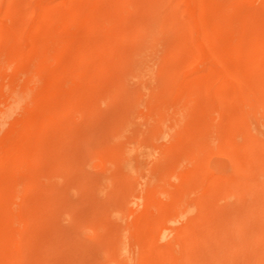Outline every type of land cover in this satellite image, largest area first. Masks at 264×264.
Wrapping results in <instances>:
<instances>
[{"label":"rangeland","instance_id":"obj_1","mask_svg":"<svg viewBox=\"0 0 264 264\" xmlns=\"http://www.w3.org/2000/svg\"><path fill=\"white\" fill-rule=\"evenodd\" d=\"M143 1L0 0V264H238L263 256L254 249L264 251V242L250 243L253 227L239 210L264 199V61L252 65L249 59L252 43L264 44V0ZM212 11L229 22L243 18L241 37L226 27L212 30ZM224 41L240 44L241 53L226 51ZM149 43L156 45L155 54L147 58L141 50ZM15 88L25 97L17 106ZM247 88L258 95L248 96L256 97L250 108ZM129 143L145 149L144 171L124 178L117 163ZM234 147H244V157ZM148 172L185 194L191 212L169 217L170 201L161 195L156 209L144 208L139 197ZM256 183L262 191L255 193ZM116 206L118 215L112 211ZM224 236L230 250L222 245Z\"/></svg>","mask_w":264,"mask_h":264},{"label":"bare ground","instance_id":"obj_2","mask_svg":"<svg viewBox=\"0 0 264 264\" xmlns=\"http://www.w3.org/2000/svg\"><path fill=\"white\" fill-rule=\"evenodd\" d=\"M98 1V0H97ZM123 1V0H122ZM126 1H128V0H126ZM133 1V0H132ZM207 1V0H206ZM223 1V0H222ZM141 2H144L143 0H141ZM217 2H219V0L217 1ZM86 3V2H85ZM127 3V2H126ZM133 3V2H132ZM131 3V4H132ZM135 3V2H134ZM145 3V2H144ZM212 3H213V0H212ZM83 4V3H82ZM221 4V3H220ZM226 4H228V3H226ZM226 4H224V6L226 5ZM12 5V4H11ZM110 6V5H109ZM143 6V5H142ZM212 6V5H211ZM220 6V5H219ZM230 6V5H229ZM149 7H151L150 9H153L152 7H153V4L152 5H150ZM156 7V6H155ZM213 7H214V5H213ZM218 7V6H217ZM216 7V8H217ZM226 7H228V6H226ZM74 8V7H73ZM82 8V7H81ZM84 8V7H83ZM82 8V9H83ZM141 8V7H140ZM166 8V7H165ZM210 8V7H209ZM212 8V7H211ZM221 8H223V7H221ZM221 8H217L218 10L219 9H221ZM76 9V8H75ZM81 9V10H82ZM213 9V8H212ZM211 9V10H212ZM227 9H229V8H227ZM86 10V9H85ZM218 10H217V12H218ZM221 10H223L224 11V9H221ZM58 11V10H57ZM78 11V10H77ZM77 11H74V12H77ZM151 11H153V10H151ZM209 11H210V9H209ZM215 11H216V9H215ZM223 11H222V13H223ZM55 12V11H54ZM82 12H83V10H82ZM150 12V11H149ZM212 12H214V11H212ZM220 12V11H219ZM227 12V11H226ZM161 13V12H160ZM159 13V14H160ZM209 13H211V12H209ZM221 13V14H222ZM235 13V12H234ZM75 14H77V13H75ZM79 14V13H78ZM77 14V15H78ZM87 14V13H86ZM111 14V13H110ZM166 14H167V12H166ZM166 14H165V17H166ZM214 14H216V12H214ZM233 14V13H232ZM151 15V14H150ZM175 15V14H174ZM223 15H224V13H223ZM229 15H230V13H229ZM244 15V14H243ZM251 15V14H250ZM73 16V15H72ZM76 16V15H75ZM75 16H74V18H75ZM79 16V15H78ZM78 16H76V18L78 17ZM107 16V15H106ZM127 16V15H126ZM170 16H172L171 14H170ZM231 16H233V15H231ZM230 16V17H231ZM236 16V15H235ZM242 16V15H241ZM80 17V16H79ZM108 17V20L110 19V17L109 16H107ZM158 17V16H157ZM211 17V16H210ZM238 17V16H237ZM237 17H235L234 19L232 18V21L231 22H229L228 20L230 19V18H228V20L227 19H225V16L223 17L222 15H219V14H216V16H214L213 18H212V20H213V26L214 25H216V26H212L211 24V26H212V30H215V31H217L219 28H221V27H226L227 29H231V30H234L235 32H236V35L238 34H241L242 32H244V28H245V25H244V20L242 21V19L243 18H237ZM239 17H240V15H239ZM96 18V17H95ZM102 18H105V17H101L100 19H102ZM128 18V17H127ZM151 18H152V16H151ZM163 18V17H162ZM88 19V18H87ZM99 19V20H100ZM149 19V18H148ZM209 19V18H208ZM249 19V18H248ZM66 20H67V18H66ZM70 20H74V19H70ZM69 20V21H70ZM103 20V19H102ZM161 20H163V19H161ZM68 21V22H69ZM101 21V20H100ZM126 21V20H125ZM134 21V20H133ZM154 21H155V23H156V19H154ZM165 21V20H164ZM67 22V21H66ZM110 23H112V22H109V25H110ZM148 23V22H147ZM147 23H145L146 25H147ZM153 23V22H152ZM207 23H209V22H207ZM73 24V23H72ZM149 24V23H148ZM158 24V23H157ZM167 24H170L169 23V21H167ZM106 25V24H105ZM152 25H154V24H152ZM208 25V24H207ZM210 25H209V27H210ZM65 26V25H64ZM98 26V25H97ZM148 26V25H147ZM161 26V25H160ZM165 26H168V25H165ZM176 26H177V24H176ZM144 27V26H143ZM148 27H150V26H148ZM157 27V26H156ZM169 27H171V26H169ZM174 27V26H173ZM16 28V27H15ZM84 28V27H83ZM160 28V27H159ZM86 29V28H85ZM111 29V26L109 27V30ZM226 29V30H227ZM107 30V32H108V29H106ZM112 30V29H111ZM131 30V29H130ZM210 30V29H209ZM208 30V31H209ZM224 30V29H223ZM246 30H247V28H246ZM66 31V30H65ZM77 31V30H76ZM131 31H133V30H131ZM211 31V30H210ZM215 31H213V34H212V32L210 33L211 35H213L214 36V38L215 37H217V35H216V33H215V35H214V32ZM221 30H218V33L220 32ZM116 32V31H115ZM125 32V31H124ZM122 33V34H125V33ZM127 32V31H126ZM130 32V31H129ZM139 32V31H138ZM144 32V31H143ZM148 32V31H147ZM227 32H228V30H227ZM231 32V31H230ZM150 33V32H149ZM148 33V34H149ZM223 33H226L225 31H223ZM63 34V33H62ZM137 34V33H136ZM147 33H145L144 34V37H146L147 35H148ZM158 34V33H157ZM157 34H155V35H157ZM228 34V33H227ZM92 35H93V33H92ZM97 35V34H96ZM139 35H141V34H139ZM231 35V34H230ZM235 35V34H234ZM235 35V36H236ZM242 35V34H241ZM72 36H74V37H76L75 35H72ZM122 36H124V35H122ZM125 36H127L128 37V35H127V33H126V35ZM133 36H134V34H133ZM143 36V35H142ZM161 36H163V35H161ZM220 36H221V33H220ZM223 36V38H224V35H222ZM228 36V35H227ZM50 37H51V35H50ZM62 37V36H61ZM78 37V36H77ZM113 37V36H112ZM121 37V36H120ZM156 37V36H155ZM158 37V36H157ZM229 37V36H228ZM233 37V36H232ZM238 38H240L241 36L239 35V36H237ZM54 38V37H53ZM119 38V37H118ZM123 38H126V37H123ZM122 38V39H123ZM133 38H135V37H133ZM140 38V39H139ZM138 39L139 40H141V36L139 37ZM162 39H163V37H161ZM219 38V37H218ZM218 38H217V43H218ZM238 38H236V40L238 39ZM11 39V38H10ZM56 39H58V37L56 38ZM86 39H87V37H86ZM120 39V38H119ZM150 39V38H149ZM160 39V38H159ZM216 39V38H215ZM214 39V40H215ZM220 39V38H219ZM230 39V38H229ZM47 40H49V38L47 39ZM52 40V39H51ZM61 40V39H60ZM63 40V39H62ZM132 40V39H131ZM135 40V39H134ZM133 40V41H134ZM157 40V39H156ZM226 40V39H225ZM232 40V39H231ZM239 40V39H238ZM238 40H237V42H238ZM56 41V40H55ZM58 41H59V39H58ZM86 41H88V40H86ZM101 41V40H100ZM150 41V40H149ZM153 41V40H152ZM151 41V42H152ZM171 41V40H170ZM223 41V40H222ZM234 41H235V39H234ZM61 42V41H60ZM63 42V41H62ZM71 42V41H70ZM121 42V41H120ZM139 42V41H138ZM154 42V41H153ZM156 42V41H155ZM146 43H147V40H146ZM221 43V42H220ZM230 43V44H229ZM226 42V41H224V43H222V44H224V48H225V45H226V51H227V48H229V50L231 51V53L233 54V55H235V54H238L239 52H240V49H238V48H241V46H240V44H239V46L237 47L236 45H234V44H231L232 42ZM236 43V42H235ZM262 43V42H261ZM264 43V42H263ZM70 44V43H69ZM79 44H81V43H79ZM84 44V43H83ZM83 44H81L82 46H80L79 48H81L82 47V52H85L86 51V49H88V47L85 49V51L83 50L84 48V46H83ZM140 44H142V43H140ZM148 44V43H147ZM151 44V47L149 48V46H148V48L147 47H144L145 49H143L141 46L139 47V48H142V50H141V52H142V55L143 56H145V57H147V58H149L150 57V55H152V52L154 51V47L156 46V45H154V46H152V43H149V45ZM159 44V43H158ZM162 44V43H161ZM166 44V43H165ZM238 44V43H237ZM42 45H44V44H42ZM49 45H51V43L49 44ZM55 45V44H54ZM160 45V44H159ZM158 45V46H159ZM169 45V44H168ZM251 45V44H250ZM260 45L261 44H256V43H252V48H249V49H251V58H249L250 59V63L253 65V64H262V62L264 61V44L260 47ZM46 46V45H45ZM107 46V45H106ZM146 46V45H145ZM166 46H167V44H166ZM219 46H220V44H219ZM222 46V45H221ZM217 47V46H216ZM247 47V46H246ZM250 47V46H249ZM69 48V47H68ZM103 48V47H102ZM138 48V49H139ZM160 48V47H159ZM218 48V47H217ZM216 48V49H217ZM222 48V47H221ZM220 48V49H221ZM70 49V48H69ZM176 49V48H175ZM219 49V48H218ZM217 49V50H218ZM220 49H219V51H220ZM246 49V48H245ZM46 50V49H45ZM48 50V49H47ZM63 50V49H62ZM80 50L81 49H79V52H80ZM224 50V49H223ZM40 51V50H39ZM54 51V50H53ZM116 51V50H115ZM15 52V51H14ZM50 52V51H49ZM65 52V51H64ZM101 52V51H100ZM100 52H99V54H100ZM112 52V51H111ZM222 52V51H221ZM247 52V51H246ZM16 53V52H15ZM85 53H87V52H85ZM89 53V52H88ZM241 53V52H240ZM248 53V52H247ZM246 53V56L248 55ZM249 53H250V51H249ZM10 54H12V53H10ZM20 54V53H19ZM32 54V53H31ZM64 54V53H63ZM80 55L79 56H81L82 54H81V52L79 53ZM154 54H155V51H154ZM167 54V53H166ZM243 54V53H242ZM13 55V54H12ZM34 55H37V54H34ZM54 55V54H53ZM90 55V54H89ZM101 55V54H100ZM135 55H136V53H135ZM137 55H139V54H137ZM222 55V54H221ZM15 56H16V54H15ZM23 56V55H22ZM102 56V55H101ZM140 56V55H139ZM227 56H229L230 57V54L229 55H227ZM237 56V55H236ZM9 57H10V55H9ZM9 57H7V58H9ZM16 57H18V56H16ZM69 57V56H68ZM88 57V56H87ZM141 57V56H140ZM145 57H144V59H145ZM31 58V57H30ZM51 58V57H50ZM59 58V57H58ZM102 58V57H101ZM60 59V58H59ZM63 59V58H62ZM74 59V58H73ZM12 60V59H11ZM44 60V59H43ZM72 60V59H71ZM119 60V59H118ZM146 61H147V59H145ZM9 61V60H8ZM13 61V60H12ZM145 61V63H147ZM149 61V60H148ZM11 62V61H10ZM72 62V61H71ZM109 62V61H108ZM12 63V62H11ZM38 63V62H37ZM56 63V62H55ZM70 63V62H69ZM75 63V62H74ZM10 64V63H9ZM8 64V65H9ZM88 64V63H87ZM143 64V63H142ZM245 64V63H244ZM247 64V63H246ZM7 65V64H6ZM28 65V64H27ZM80 65V64H79ZM116 65H117V63H116ZM118 65H119V63H118ZM150 65V64H149ZM9 66H11V65H9ZM40 66V65H39ZM53 66V65H52ZM56 66V65H55ZM138 66V65H137ZM140 66V65H139ZM147 66H148V64H147ZM251 66V65H250ZM149 67V66H148ZM39 68V67H38ZM75 68V67H74ZM78 68V67H77ZM146 68V67H145ZM151 68V67H150ZM254 68V67H253ZM264 68V67H263ZM262 68V69H263ZM76 69V68H75ZM141 69V68H140ZM153 69V68H152ZM152 69H150V70H152ZM39 70V69H38ZM148 70V69H147ZM146 69L144 70V71H147ZM250 70V69H249ZM117 71H118V69H117ZM39 72H41V71H39ZM54 72V71H53ZM65 72V71H64ZM79 72V71H78ZM87 72V71H86ZM97 72V71H96ZM239 72V71H238ZM37 73H38V71H37ZM261 73V72H260ZM55 74V73H54ZM57 74V73H56ZM66 74V73H65ZM86 74V73H85ZM40 75V74H39ZM42 75V74H41ZM44 75V74H43ZM53 75V74H52ZM61 75V74H60ZM254 75V74H253ZM258 75L260 76L261 74H259L258 73ZM47 76H49V75H47ZM66 76V75H65ZM72 76V75H71ZM99 76V75H98ZM162 76V75H161ZM261 76H263V75H261ZM32 77V76H31ZM59 77V76H58ZM73 77V76H72ZM78 77V76H77ZM91 77H93V76H91ZM221 77V76H220ZM219 77V78H220ZM251 77V76H250ZM255 77V76H254ZM17 78V77H16ZM61 78V77H60ZM74 78V77H73ZM31 79V78H30ZM37 79V78H36ZM42 79V78H41ZM54 79H55V77H54ZM59 79V78H58ZM18 80H20V79H18ZM61 80V79H60ZM70 80V79H69ZM90 80V79H89ZM50 81H51V79H50ZM54 81V80H53ZM52 81V82H53ZM217 81V80H216ZM18 82H20V81H18ZM46 82V81H45ZM60 82V81H59ZM91 82V81H90ZM163 82V81H162ZM230 82V81H229ZM57 83V82H56ZM65 83H67V82H65ZM81 83V82H80ZM217 83V82H216ZM218 83H220V82H218ZM217 83V84H218ZM237 83V82H236ZM258 83H261V81L260 82H258ZM26 84V83H25ZM82 84V83H81ZM215 84V83H214ZM264 84V83H263ZM262 84V85H263ZM70 85V84H69ZM84 85V84H83ZM240 85V84H239ZM239 85H237V86H239ZM246 85V84H245ZM46 86V85H45ZM49 86H50V84H49ZM80 86V85H79ZM196 85H194V87H195ZM219 86V85H218ZM43 87V86H42ZM51 87V86H50ZM76 87V86H75ZM159 87V86H158ZM240 87H242V86H240ZM239 87V88H240ZM243 87H244V85H243ZM242 87V88H243ZM260 87V86H259ZM258 87V88H259ZM45 87H43V89H44ZM48 88V87H47ZM53 88V87H52ZM121 88V87H120ZM138 88V87H137ZM218 88V87H217ZM235 88V87H234ZM239 88H238V91H240L239 90ZM242 88H240L241 90H242ZM251 89H253L252 87H250ZM250 88H247L248 90L247 91H244L245 93H248V91L250 90ZM262 89L264 88V87H261ZM16 89V88H15ZM49 89V88H48ZM67 89V88H66ZM181 89V88H180ZM210 89V88H209ZM244 89H246V87L244 88ZM21 90V89H20ZM19 89L17 90H15V96H14V105H18V102H20V101H22L23 99H25V97H23V95L21 94V91H20ZM41 90H42V88H41ZM47 90V89H46ZM255 90H258L257 88L255 89ZM19 91V92H18ZM23 91V90H22ZM25 91V90H24ZM24 91H23V93H24ZM73 91H75V90H73ZM108 91V90H107ZM137 91V90H136ZM191 91V90H190ZM252 90H250L249 92H250V94L248 93V94H244L245 96L247 95V97L249 96V95H251V93L254 91H252ZM70 92H72V91H70ZM157 92V91H156ZM237 92V91H236ZM242 92V91H241ZM243 92V93H244ZM255 92V91H254ZM25 93H26V91H25ZM29 93H31V92H29ZM73 93V92H72ZM71 93V94H72ZM149 93V92H148ZM160 93V92H159ZM171 93H172V91H171ZM195 93V92H194ZM170 94V93H169ZM242 94V93H241ZM253 94V93H252ZM256 93H254L253 95L254 96H258V95H255ZM65 95V94H64ZM155 95V94H154ZM162 95V94H161ZM195 95V94H194ZM240 95V94H239ZM244 95H242V96H244ZM253 95H252V98L254 99V100H251V96L250 97H248L250 100H248L247 99V97H244V100H248V102L249 101H252V103H253V105L254 104H257V103H255V102H253V101H255V98L256 97H253ZM24 96H26L25 94H24ZM42 96H43V94H42ZM72 96V95H71ZM102 96V95H101ZM10 97V96H9ZM30 97V96H29ZM47 97V96H46ZM115 97V96H114ZM157 97V96H156ZM155 97V98H156ZM31 98V97H30ZM84 98V97H83ZM94 98V97H93ZM107 98V97H106ZM133 98V97H132ZM246 98V99H245ZM9 99V98H8ZM27 99V98H26ZM32 99V98H31ZM44 99L45 98H43V101H44ZM114 99V98H113ZM168 99V98H167ZM243 99V98H242ZM261 99V98H260ZM263 99V98H262ZM11 100V99H10ZM41 100V99H40ZM46 100V99H45ZM93 100V99H92ZM149 100V99H148ZM166 100V99H165ZM12 101V100H11ZM24 101V100H23ZM42 101V102H43ZM66 101V100H65ZM136 101V100H135ZM138 101V100H137ZM145 101V100H144ZM180 101V100H179ZM244 102H246V101H244ZM244 102H242V103H244ZM257 102V101H256ZM259 102V101H258ZM262 102H264L263 100H262ZM21 103V102H20ZM19 103V104H20ZM24 103V102H23ZM28 103V102H27ZM47 103V102H46ZM161 103H163V102H161ZM165 103V102H164ZM185 103V102H184ZM218 103H220V102H218ZM251 102H249L248 103V105H247V107L248 108H250L249 107V104H252ZM261 103V102H260ZM22 104V103H21ZM64 104V103H63ZM166 104V103H165ZM177 104V103H176ZM247 104V103H246ZM245 104V105H246ZM264 104V103H263ZM10 105H12V102H11V104ZM9 105V106H10ZM14 105H13V107H14ZM28 105V104H27ZM30 105V104H29ZM42 105H44L43 103H42ZM78 105V104H77ZM132 105H133V103H132ZM167 105V104H166ZM169 105H173L172 103L171 104H169ZM178 105V104H177ZM235 105V104H234ZM61 106V105H60ZM70 106V105H69ZM136 106V105H135ZM201 106V105H200ZM251 106V110H253L254 111V108L253 107H256V106H252V105H250ZM26 107V106H25ZM130 107V106H129ZM138 107V106H137ZM155 107V106H154ZM165 107V106H164ZM163 107V108H164ZM167 107V106H166ZM165 107V108H166ZM178 107V106H177ZM208 107V106H207ZM260 107V106H259ZM10 108V107H9ZM15 108V107H14ZM19 108V107H18ZM41 108V107H40ZM44 108V107H43ZM56 108V107H55ZM64 108H66V107H64ZM135 108V107H134ZM173 108V107H172ZM253 108V109H252ZM264 108V107H263ZM5 109V108H4ZM49 109V108H48ZM69 109H71L70 107H69ZM157 109V108H156ZM169 109V108H168ZM171 109V108H170ZM41 109H39V111H40ZM52 110H55V109H52ZM63 110V109H62ZM162 110H164V109H162ZM167 110V109H166ZM184 110H185V108H184ZM184 110H183V112H184ZM219 110V109H218ZM260 110V108L258 109V111ZM261 110H263V109H261ZM18 111V110H17ZM31 111V110H30ZM45 111V113H46V109L44 110ZM44 111H42V113L44 112ZM50 111H51V109H50ZM66 111V110H65ZM71 111V110H70ZM93 111H95V109L93 110ZM97 111V110H96ZM146 111V110H145ZM172 111V110H171ZM252 111V113L254 114H256V108H255V111L253 112ZM9 112V111H8ZM14 112V111H13ZM41 112V111H40ZM125 112V111H124ZM151 112V111H150ZM157 113H159L160 111H156ZM161 112H163V111H161ZM164 112H165V110H164ZM168 112V111H167ZM218 112V111H217ZM261 112H264V111H261ZM11 113V112H10ZM149 113V112H148ZM156 113V114H157ZM175 113V112H174ZM251 113V112H250ZM249 113V114H250ZM258 113V112H257ZM260 113V112H259ZM1 114V113H0ZM38 114H40V113H38ZM44 114V113H43ZM49 114V113H48ZM53 114V113H52ZM51 114V116L49 115V117L51 118V117H53V115ZM66 114V113H65ZM160 114V113H159ZM164 114V113H163ZM163 114H160V119L162 118V116L161 115H163ZM254 114V115H255ZM264 113H262V115H263ZM6 115H8V114H6ZM45 115V114H44ZM47 115V114H46ZM170 115V114H169ZM212 115H213V113H212ZM215 115V114H214ZM260 115H261V113H260ZM8 116H11V115H8ZM24 116V115H23ZM29 116V115H28ZM48 116V115H47ZM55 116V115H54ZM164 116V115H163ZM166 116V115H165ZM164 116V117H165ZM182 116V115H181ZM251 116V115H250ZM258 116V115H257ZM32 117V116H31ZM48 117V118H49ZM260 117H262V116H260ZM3 118V117H2ZM23 118H25V117H23ZM36 118L38 119L39 117H37V115H36ZM48 118H47V120H48ZM79 118H81L80 116H79ZM174 118V117H173ZM197 118V117H196ZM214 118V117H213ZM252 118V117H251ZM259 118V117H258ZM92 119V118H91ZM146 119H147V117H146ZM162 119H164V118H162ZM28 120V119H27ZM40 120H41V118H40ZM84 120V119H83ZM109 120V119H108ZM158 120V119H157ZM174 120L175 119H173V123H174ZM30 121H31V119H30ZM29 121V122H30ZM109 121H111V120H109ZM252 121V120H251ZM32 122H34V121H32ZM56 122V121H55ZM160 122V121H159ZM172 122V121H171ZM170 122V123H171ZM178 122V121H177ZM188 122H189V120H188ZM242 122V121H241ZM257 122V121H256ZM255 122V123H256ZM71 123V122H70ZM91 123V122H90ZM161 123V122H160ZM253 123V122H252ZM46 124H48V123H46ZM201 124H202V122H201ZM229 124V123H228ZM240 124H242V123H240ZM258 124V123H257ZM263 124H264V121H263ZM29 125V124H28ZM40 125V124H39ZM73 125V124H72ZM205 125V124H204ZM30 126V125H29ZM187 126V125H186ZM185 126V127H186ZM189 126V125H188ZM202 126H203V124H202ZM168 127V125H166V127L164 128V129H166ZM173 127V125L171 126V128ZM175 127V126H174ZM173 127V128H174ZM204 127V126H203ZM88 128H90V127H88ZM169 128V127H168ZM168 128H167V130H168ZM34 129V128H33ZM155 129V128H154ZM161 129V128H160ZM177 129V128H176ZM241 129V128H240ZM264 129V128H263ZM262 129V130H263ZM90 130H91V128H90ZM166 130V131H167ZM254 130H256V129H254ZM260 130V129H259ZM131 131H134V130H131ZM139 131V130H138ZM137 131V132H138ZM236 131V130H235ZM238 131V130H237ZM30 132V131H29ZM54 132V131H53ZM122 132H124V131H122ZM150 132H152V131H150ZM172 131H170V133H171ZM259 132V131H258ZM56 133V132H55ZM145 133V132H144ZM238 133H240V132H238ZM262 133V132H261ZM58 134V133H57ZM98 134V133H97ZM162 134V133H161ZM172 134V133H171ZM194 134H195V132H194ZM216 134V133H215ZM233 134H235V133H233ZM258 134H260V133H258ZM262 134H264V133H262ZM261 134V135H262ZM134 136V134H131L130 136ZM136 135V134H135ZM143 136L145 135V134H142ZM160 135V134H159ZM190 135V134H189ZM252 135H253V133H252ZM128 136V135H127ZM165 136H166V134H165ZM263 136V135H262ZM261 136V137H262ZM51 137V136H50ZM129 137V136H128ZM139 137H140V134H139ZM145 137V136H144ZM246 137V136H245ZM126 138V137H125ZM131 138V137H130ZM155 138H156V136H155ZM87 139V138H86ZM126 139H128V138H126ZM134 139V138H133ZM137 139V138H136ZM157 139V138H156ZM248 139V138H247ZM59 140V139H58ZM129 140L130 139H128V142H129ZM141 140H143V138L141 137V139H140V141ZM242 140V139H241ZM88 141V140H87ZM125 141V140H124ZM123 141V142H124ZM139 141V140H138ZM139 141V145H141V143L142 142H140ZM216 141V140H215ZM253 141V140H252ZM262 141V140H261ZM144 142V141H143ZM194 142V141H193ZM250 142V141H249ZM248 142V143H249ZM60 143V142H59ZM134 143V142H133ZM133 143L132 144H130V147H125L124 148V150L122 149V151H123V158L121 159V160H119V162L117 163L118 164V169H117V171H118V173H119V176L120 177H132L133 175H137V177L138 176H141L142 174H143V171H144V168H143V164H144V161H143V159H141V157H144V154H143V152H142V150L144 149H140V148H138V147H136L137 148V150L136 149H133L134 148V145H133ZM192 143V142H191ZM216 143V142H215ZM240 143V142H239ZM263 143H264V141H263ZM223 144V143H222ZM126 145H128V144H126ZM133 145V148L131 147ZM146 145V144H145ZM186 146V145H185ZM192 146V145H191ZM198 146H199V144H198ZM203 146V145H202ZM30 147V146H29ZM54 147V146H53ZM56 147V146H55ZM104 147V146H103ZM143 147V146H142ZM178 147V146H177ZM181 147H183V146H181ZM227 147V146H226ZM239 147V146H238ZM238 147H237V149H238ZM33 148V147H32ZM96 148V147H95ZM145 148H147V147H145ZM230 148V147H229ZM229 148H227V149H229ZM236 147H234L233 149L235 150V152L237 151L238 152V154H241L240 153V151H241V149H243L242 147H241V149H240V151L239 150H236L235 149ZM46 149V148H45ZM121 149V148H120ZM201 149V148H200ZM221 149V148H220ZM254 149V148H253ZM118 150V149H117ZM116 150V151H117ZM145 150V149H144ZM143 150V151H144ZM147 150V149H146ZM196 150V149H195ZM11 151V150H10ZM60 151V150H59ZM213 151V150H212ZM212 151H209V152H212ZM46 152V151H45ZM118 152V151H117ZM208 152V153H209ZM11 153V152H10ZM35 153V152H34ZM56 153V152H55ZM59 153V152H58ZM63 153V152H62ZM102 153V152H101ZM116 153V152H115ZM147 152L145 151V154H146ZM243 153H245L244 151L242 152V154ZM14 154V153H13ZM54 154V153H53ZM122 154V153H121ZM142 154H143V156H142ZM148 154V153H147ZM146 154V155H147ZM186 154V153H185ZM211 154V153H210ZM209 154V155H210ZM232 154V153H231ZM241 154V155H242ZM145 155V156H146ZM182 155V154H181ZM209 155H208V157H209ZM86 156V155H85ZM118 156V155H117ZM183 156V155H182ZM240 156V155H239ZM243 157H244V155H242ZM242 156H240V157H242ZM102 157V156H101ZM164 157V156H163ZM172 157V156H171ZM82 158V157H81ZM103 158V157H102ZM118 158V157H117ZM182 158V157H181ZM204 158H206L205 156H204ZM211 158V157H210ZM84 159V158H83ZM170 159V158H169ZM208 158H206V159H204V160H207ZM115 160H116V156H115ZM180 160V159H179ZM208 160H210V159H208ZM247 160V159H246ZM15 161V160H14ZM33 161V160H32ZM238 161V160H237ZM236 161V162H237ZM244 161V160H243ZM34 162V161H33ZM117 162V161H116ZM172 162H174V161H172ZM183 162V161H182ZM209 162L210 161H207V163L209 164ZM241 162H242V159H241ZM248 162V161H247ZM83 163V162H82ZM203 164H204V161H203ZM211 164V163H210ZM244 164H245V161H244ZM243 164V165H244ZM247 164V165H246ZM245 165H246V167H248V163H246ZM251 162H250V166H251ZM85 165V164H84ZM235 165H237V164H235ZM21 166V165H20ZM204 166L205 165H203L202 166V168L204 169ZM65 167V166H64ZM80 167V166H79ZM172 167V166H171ZM234 167V166H233ZM237 168H238V166H236ZM253 166H251V168L250 169H254V168H252ZM195 168V167H194ZM206 169H207V167H205ZM79 169V168H78ZM115 169H116V167H115ZM206 169H204V171L206 170ZM240 169V168H239ZM256 169V168H255ZM31 170V169H30ZM209 170H210V168H209ZM212 171V170H211ZM232 171V170H231ZM67 172V171H66ZM166 172V171H165ZM206 172V171H205ZM208 172V171H207ZM213 172V171H212ZM246 172V171H245ZM255 172V171H254ZM112 173H113V170H112ZM156 173V172H155ZM256 173H258V172H256ZM30 174V173H29ZM147 174H149L148 176H146V178L144 179V181L142 182L143 183V185H144V188H143V191H142V193H141V195H140V200H139V202L142 204L143 203V205L145 206L144 208H150V207H152L156 202H157V199H156V195H161V196H163V197H166L169 201H170V204H171V209L169 210V217H171V218H178L179 219V217H183V216H185V215H188L190 212H191V210H192V205H191V203L187 200V197L185 196V194H178V193H175L174 191H172V190H169L168 188H166L161 182H160V177H155V174L154 173H150V172H148ZM167 174V173H166ZM205 174V173H204ZM232 174H233V172H232ZM24 175V174H23ZM113 175V174H112ZM208 175V174H207ZM65 176V175H64ZM115 176V175H114ZM119 176H118V178H119ZM157 176V175H156ZM210 176H212V175H210ZM107 177H108V179H109V177H111V176H109L108 174H107ZM113 177V176H112ZM232 177V176H231ZM233 177H237V175L236 174H233ZM232 177V178H233ZM243 177V176H242ZM245 177V176H244ZM243 177V178H244ZM264 176H262V178H263ZM18 178V177H17ZM25 178V175H24V177H23V179ZM102 178V177H101ZM104 178V177H103ZM114 178H116V176L114 177ZM143 178V177H142ZM159 178V179H158ZM207 178V177H206ZM205 178V179H206ZM212 178V177H211ZM238 178H241V177H238ZM243 178H241V179H239V181L241 180H243ZM30 179V178H29ZM35 179V178H34ZM210 179V178H209ZM228 179V178H227ZM230 179V178H229ZM236 179V178H235ZM235 179H231V180H235ZM245 179V178H244ZM264 179V178H263ZM20 180V179H19ZM43 180V179H42ZM59 180V179H58ZM107 180V179H106ZM118 180V179H117ZM238 180V179H237ZM246 180V179H245ZM244 180V181H245ZM247 180H250V179H247ZM251 180H252V178H251ZM45 181V180H44ZM109 181V180H108ZM209 181V180H208ZM211 181V180H210ZM228 181V180H227ZM259 181H260V179H259ZM107 182V181H106ZM115 182V181H114ZM127 182V181H126ZM234 182V181H233ZM243 182V181H242ZM17 183V182H16ZM47 183V182H46ZM226 183V182H225ZM231 183V182H230ZM252 183V182H251ZM20 184H22V183H20ZM117 184V183H116ZM243 184V183H242ZM47 185H49V184H47ZM182 185V184H181ZM216 185V184H215ZM23 186V185H22ZM30 186V185H29ZM245 186H246V183H245ZM244 186V187H245ZM249 186V185H248ZM19 187V186H18ZM42 187H44V186H42ZM188 188H190V187H188ZM250 188V187H249ZM248 188V189H249ZM19 189V188H18ZM128 189V188H127ZM243 189V188H242ZM261 190L262 191V188H261V184L259 185V184H257L256 183V185L254 186V190ZM52 190V189H51ZM183 190V189H182ZM188 190V189H187ZM237 190H238V188H237ZM236 190V191H237ZM240 190V189H239ZM256 190H255V193H256ZM32 191V190H31ZM121 191V190H120ZM191 191V190H190ZM209 191H211V190H209ZM240 191H242V190H240ZM246 191H248V190H246ZM251 191V190H250ZM118 192V191H117ZM212 192V191H211ZM254 192V191H253ZM15 193V192H14ZM43 193V192H42ZM191 193V192H190ZM242 193V192H241ZM262 193V192H261ZM260 193V194H261ZM250 194V193H249ZM258 194V193H257ZM259 194V195H260ZM14 195V194H13ZM248 195V194H247ZM21 196V195H20ZM208 196V195H207ZM226 196V195H225ZM239 196V195H238ZM244 196V194H242V197ZM190 197V196H189ZM203 197V196H202ZM106 198V197H105ZM251 198V197H250ZM254 198H255V196H254ZM259 198H261L260 196H259ZM258 198V199H259ZM192 199V198H191ZM251 199H253V197L251 198ZM241 200V199H240ZM244 200V199H243ZM243 200H242V203H244L243 202ZM248 200H250V199H248ZM255 200V199H254ZM104 201V200H103ZM239 201V200H238ZM48 202V201H47ZM251 202H252V200H251ZM247 202V203H245L244 205H242L241 206V209L239 210V215H241V219H242V221L244 222V223H246L247 225H249V226H252L253 227V229H252V231L249 233V235H251L250 236V239H251V241H250V243H252V244H255L256 246L257 245H260L261 243H259V242H264V199H260L259 201H257L256 203L255 202ZM44 203V202H43ZM139 203V204H140ZM117 204H119V203H117ZM207 205V204H206ZM237 205V204H236ZM167 206H168V204H167ZM238 206H240V205H238ZM112 207H113V205H112ZM154 208H155V206H153ZM161 207V206H160ZM170 207V206H169ZM12 208V207H11ZM96 208V207H95ZM164 208V207H163ZM108 209V208H107ZM156 209V208H155ZM158 209H160V208H158ZM210 209H211V207H210ZM239 209V208H238ZM109 210V209H108ZM164 210V209H163ZM107 211V210H106ZM112 211H114V215H118L119 213H120V211H119V207L118 206H116V207H114V210H112ZM165 211V210H164ZM194 211V210H193ZM237 211V210H236ZM167 212H168V210H167ZM222 212V211H221ZM227 212V211H226ZM8 213V212H7ZM103 213V212H102ZM107 213V212H106ZM164 213V212H163ZM193 213V212H192ZM211 213V212H210ZM228 213V212H227ZM108 214V213H107ZM236 214V213H235ZM211 215V214H210ZM212 216V215H211ZM226 216V215H225ZM234 216V215H233ZM141 217V216H140ZM169 217H168V220H169ZM192 217V216H191ZM230 217V216H229ZM204 218V217H203ZM237 218V217H236ZM139 219V218H138ZM29 220V219H28ZM227 220V219H226ZM207 221V220H206ZM228 221V220H227ZM241 221V220H240ZM138 222V221H137ZM210 222H212V220L210 221ZM215 223V222H214ZM225 224H226V222H225ZM8 225V224H7ZM195 225V224H194ZM207 225V224H206ZM239 225V224H238ZM243 225V224H242ZM241 225V226H242ZM205 226V225H204ZM101 227H102V225H101ZM226 227V226H225ZM247 227V226H246ZM132 228V227H131ZM136 228V227H135ZM138 228V227H137ZM196 228H199V227H196ZM248 228V227H247ZM251 229V228H250ZM196 230V229H195ZM203 230V229H202ZM223 230H224V228H223ZM246 230V229H245ZM13 233V232H12ZM192 233V232H191ZM229 233H231V232H229ZM175 234V233H174ZM197 234V233H196ZM200 234V233H199ZM212 234V233H211ZM164 235V234H163ZM166 235V234H165ZM206 235V234H205ZM210 235V234H209ZM227 235H228V233H227ZM226 235V237H227V239H228V236ZM182 236V235H181ZM214 237V236H213ZM216 237V236H215ZM230 237V236H229ZM224 238H225V236H224ZM199 239V238H198ZM220 239V238H219ZM227 239L225 238V239H223V240H225L224 241V244L222 243V245H224L225 247H226V245L227 244H229V242H227ZM234 239V238H233ZM206 240V239H205ZM202 241V240H201ZM243 243V242H242ZM258 243V244H257ZM207 244V243H206ZM244 244V243H243ZM7 245V244H6ZM241 245V244H240ZM246 245V244H245ZM123 246V245H122ZM231 246H233V245H231ZM236 245H234L233 247H235ZM246 247V246H245ZM262 247V246H261ZM217 248V247H216ZM227 249L229 248V250H230V247L229 246H227L226 247ZM232 248V247H231ZM241 248V247H240ZM255 248H257V247H255ZM122 249V248H121ZM236 249H238V246H237V248L235 247L234 248V250L236 251ZM246 249V248H245ZM250 249V248H249ZM125 250V249H124ZM138 250V249H137ZM223 250V249H222ZM242 250V249H241ZM244 250V249H243ZM254 250H258V252H259V255H263L264 256V251L263 250H260V249H254ZM253 250V251H254ZM260 250V251H259ZM30 251V250H29ZM216 251H218V250H216ZM225 251H227V250H225ZM225 251H224V253H225ZM233 251V250H232ZM250 251V250H249ZM252 251V250H251ZM45 252V251H44ZM227 254H228V252H226ZM233 253V252H232ZM235 253H237V252H235ZM121 254H122V252H121ZM126 254V253H125ZM206 254V253H205ZM209 254H210V252H209ZM230 254V253H229ZM127 255V254H126ZM129 255V254H128ZM131 255V254H130ZM204 255V254H203ZM225 255V254H224ZM234 255H236V254H234ZM251 255V254H250ZM250 255H249V257H250ZM1 256V255H0ZM121 256H124V255H121ZM212 256V255H211ZM221 256V255H220ZM240 256V255H239ZM253 256V255H252ZM263 256H257V257H259L258 258V260H260V258L262 259V257ZM15 257H18V256H15ZM134 257V256H133ZM222 257V256H221ZM220 257V258H221ZM236 257H237V255H236ZM249 257H247V258H249ZM210 258V257H209ZM217 258V257H216ZM231 258H234V257H230V259ZM244 258V257H243ZM44 259V258H43ZM129 259V258H128ZM219 259V256H218V258L216 259V260H218ZM221 259H223V258H221ZM225 259V258H224ZM236 260H238L239 258H235ZM244 259H246V258H244ZM250 259H251V257H250ZM250 259L248 260V262H245V261H240V262H237L238 264H264V262H260V261H258V260H253L252 262H249L250 261ZM254 259V258H253ZM113 260V259H112ZM220 260V259H219ZM210 261V260H209ZM233 261H234V259H233ZM232 261V262H233ZM174 263V262H173ZM233 264H235V263H233Z\"/></svg>","mask_w":264,"mask_h":264}]
</instances>
